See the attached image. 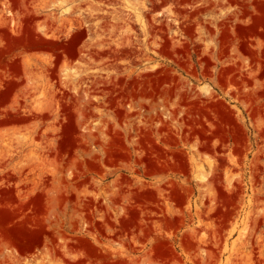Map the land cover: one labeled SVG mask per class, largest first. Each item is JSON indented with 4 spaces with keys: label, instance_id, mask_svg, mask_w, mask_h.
I'll use <instances>...</instances> for the list:
<instances>
[{
    "label": "rangeland",
    "instance_id": "rangeland-1",
    "mask_svg": "<svg viewBox=\"0 0 264 264\" xmlns=\"http://www.w3.org/2000/svg\"><path fill=\"white\" fill-rule=\"evenodd\" d=\"M0 264H264V0H0Z\"/></svg>",
    "mask_w": 264,
    "mask_h": 264
}]
</instances>
